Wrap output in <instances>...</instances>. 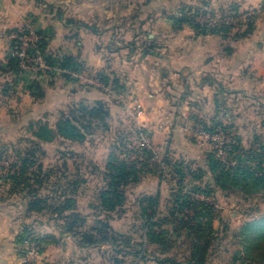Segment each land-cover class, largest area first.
<instances>
[{
  "label": "crops",
  "instance_id": "0c3cea01",
  "mask_svg": "<svg viewBox=\"0 0 264 264\" xmlns=\"http://www.w3.org/2000/svg\"><path fill=\"white\" fill-rule=\"evenodd\" d=\"M262 1L0 0V132L15 128L29 137L30 122L44 120L53 126L68 106L102 101L110 109V120L125 118L148 130L155 147L169 153L178 150L179 140L178 147L189 149L182 137L190 121L223 124V119L250 117V104L264 105V12L254 30L233 43L189 25L178 26L175 19L185 8L222 10L235 5L241 10ZM30 16L36 30L46 33L49 54L69 56L94 73L103 72L109 79L106 90L80 86L56 74L37 79L38 97L28 89L35 80L29 84L8 71V34ZM244 103L248 111L240 106L243 112L233 114L234 106ZM254 116L264 119V111ZM259 127L264 130V121ZM86 142L54 140L39 144V149L59 143L68 145L72 155L74 147ZM179 153L185 162L186 155ZM79 211L86 215L89 207ZM37 216L26 215L24 202L0 203V264H19L15 239L24 225L35 224ZM43 224L46 230L36 235L52 236L57 242L30 264H74L76 257L84 261V252L95 248L79 247L55 222Z\"/></svg>",
  "mask_w": 264,
  "mask_h": 264
},
{
  "label": "rangeland",
  "instance_id": "374dc122",
  "mask_svg": "<svg viewBox=\"0 0 264 264\" xmlns=\"http://www.w3.org/2000/svg\"><path fill=\"white\" fill-rule=\"evenodd\" d=\"M262 3L264 1L260 4ZM194 10H203V8ZM222 10H226V8ZM243 10L245 9H241V11ZM259 20H263V18L258 16L252 31ZM26 21H29L30 24H35V20L31 16L27 17ZM248 26L242 28H238L239 26L228 27L214 34L225 38L227 43H233L240 34L248 30ZM36 31L39 34L40 30ZM81 69H86L94 75L98 73L92 72L86 66ZM47 77H50V75ZM24 79L29 84L36 80L35 77H25ZM67 81L75 83L69 78ZM237 105L234 106L233 114L236 112L242 113L243 110L248 111L246 103ZM240 106L243 107L242 111H239ZM249 110L250 117L244 116L240 118V116H235L231 120L223 119L222 125L225 129L220 130L221 142L218 144H211L199 138L195 134L196 128L198 126L202 128V124L199 120L190 121L191 125L183 133L182 137L187 142L188 145L186 146L189 149L178 147V144H180L179 140H176L175 143L178 150L172 148L169 153H166L162 148L155 147L159 153V160L168 165V168L164 171H161L159 167L150 168L145 162V156L141 155L137 147L138 133L144 129L139 128L135 123L132 124L131 120L129 121L125 118L109 120L110 130L98 131L94 136L88 138L86 145L82 144L74 147V151L71 152L72 155L68 153L71 150L67 149L69 148L67 147L68 145L62 146L59 143L40 148L42 151L36 154V160L42 164L43 170L49 171L51 174L49 182L44 185V189H41V193L44 196H53V200H55L62 191L69 194L70 185L74 180L79 179L78 181H81V184L75 192L76 203L80 210L85 211H87L89 205L96 203L99 189L104 184L102 180L104 162L107 160L112 147L119 143V141H115V137H122L124 133V142L128 144L122 151L124 155L121 157L129 161V154L134 153L135 156L140 158L137 160V164L139 161L143 163V172L139 182L128 185L125 188L128 200L123 212L113 215L110 220L113 230L124 235V238L129 240L130 246L126 247L124 243H121L115 250L107 245L100 246V248H91L89 251L84 252V261L82 260L83 257H76L78 261L76 260L77 262H74V264H158L156 260H169L161 264H190L188 260L192 243L195 239L183 228L180 220L191 222L190 218L193 213L191 210H186L171 216L170 211L174 200L172 192L178 193L180 196L185 194L192 201L203 202L212 208L214 233L204 264H264L253 260L257 250H246L242 237H240V229L244 223L264 217V191L245 195L237 190H221L213 184L210 186L209 182L213 183V178L209 174L207 165L209 155H214L215 159L218 155L223 156L227 164H233L235 160L247 162L250 165L260 162L261 169L264 172V155L259 157L252 155L256 153L258 143L264 146V130L259 127L264 119L253 117L259 110L264 111V105H259V103L255 102L249 105ZM175 122L178 124L180 121L176 119L174 120ZM230 125L233 127L230 128ZM254 129L256 130L254 131ZM145 131L149 132L148 130ZM258 135H261L262 140ZM256 137L259 138L258 141L254 140ZM26 138L28 137L18 132V130L15 132V128L13 130L6 128L3 132H0V203L5 200L15 203L25 202L22 197L26 192L16 195L10 194L9 189L11 187L4 180V177L10 165L16 161V150H23L30 146ZM179 146L182 145L180 144ZM179 151L186 155L184 156L186 157L185 162L181 161ZM62 153L66 156H60ZM216 160L220 162L218 159ZM176 162H182L181 167L183 169L188 166L189 172L194 170V175L199 174V169H202V166L208 173H206V176L196 180L188 174V170L182 169L186 176L183 181L179 182V177L172 168V165ZM210 190L211 192H209ZM156 191L160 194L155 219L167 232L166 237H163L166 241V249L162 245L148 241L139 206V200L142 195H155L157 194ZM198 192L208 193L207 198L209 201L198 199L197 196H200ZM15 208V210H18V206ZM91 212L92 210L89 208L88 214H91ZM16 214L18 216V211H16ZM39 215L36 217L38 219H36L35 224L33 222L28 225V229L35 235L40 230H46L44 222H54L49 211ZM92 224L93 217L89 216L86 226L89 227ZM22 249L23 246L16 244L15 250L17 254ZM18 256L20 257L19 254ZM114 258H117L119 262H115ZM59 264H63V262H59Z\"/></svg>",
  "mask_w": 264,
  "mask_h": 264
},
{
  "label": "trees",
  "instance_id": "16d2710c",
  "mask_svg": "<svg viewBox=\"0 0 264 264\" xmlns=\"http://www.w3.org/2000/svg\"><path fill=\"white\" fill-rule=\"evenodd\" d=\"M231 7L235 11L239 9L235 5ZM192 12V9H181L175 19L176 24L178 26L189 25L201 34H214L218 32L207 31L201 28L199 24L194 22L193 17L195 14H192ZM253 27L250 24L248 30L240 34L238 38L250 34ZM39 35L41 37L39 47L48 66L60 69L74 68L76 70L83 67V65L75 62L69 56L49 54L47 52L46 33L40 31ZM7 68L8 71L18 74L17 59H8ZM49 75L50 77L54 76L53 73ZM61 76L68 80V77L64 74ZM96 76L107 87L109 84L108 77L103 72H98ZM36 80L28 89L33 95L39 97L40 87L38 82L40 80ZM110 118V109L107 104L102 101H96L92 105L80 102L68 106L66 110L59 113V118L53 126H50L44 120L30 122L27 127L30 135L26 138L30 146L23 150H16V161L10 165L4 177V180L11 187L9 189L10 194L16 195L26 192L22 197L25 201L26 215L31 213L41 214L49 211L51 218L58 225L60 233L71 236L76 244L83 248L107 245L115 250L121 243H124L126 247L130 246L129 240L125 239L124 235L113 230L110 220L113 215L123 212L128 200L125 188L128 185L139 182L143 167L137 168L135 162L121 157L124 155L122 151L128 145L124 142V133L122 137H115V141H119V143L112 147L107 156L102 175L104 184L99 189L96 203L89 205V208L92 210L91 214L84 215L77 207L75 196L76 189L80 186L81 181L74 180L70 185L71 189L69 188L70 186L68 187L70 190L69 194L62 191L55 200H53V196H44L41 193V189H44V185L49 182L51 174L49 171L42 169V164L36 160V154L41 151L39 144L51 143L54 140L84 143L98 131L110 130ZM200 123L203 129L209 133H217L225 129L220 122H214L209 125ZM254 140L258 141V138L256 137ZM258 144L256 153L252 154L257 157L264 155V146L260 145V143ZM138 151L142 156H148L146 150L139 148ZM62 155L64 154L62 153ZM125 156L127 157L126 153ZM208 157V171L213 178V185L215 187L221 190H237L245 195L264 191V172L261 169L260 162L250 165L247 162L237 160L236 165L224 168L215 159L214 155H209ZM181 163L176 162L172 165L173 170L179 177V182L183 181L186 176L183 170H188L189 172L188 166H185V169H183ZM188 174L196 180L206 176V172L203 169H199L198 175H194V170H190ZM172 193L174 200L170 211L171 216L186 210H191L193 213L190 218L191 222L180 220L183 228L195 239L192 243L188 262L190 264H204L214 233L212 227V208L203 202L192 201L185 194L180 196L178 193ZM158 203V193L155 195H142L139 200L141 216L144 220L143 227L148 241L162 245L166 249L167 245L163 237H166L167 232L157 222L158 220L156 221L155 219ZM89 216L93 217V224L87 227L86 223ZM240 237H242L246 250H257L253 260L264 263V217L244 223L240 229ZM26 240H29L36 247L38 253H42L47 246L57 242L52 236L32 234L28 229V225H24L20 234L17 235L15 243L22 246ZM24 253L25 250L22 249L18 254L22 256ZM114 259L115 262H119L117 258ZM166 261L169 260H156V263L161 264ZM172 263L174 262L172 261Z\"/></svg>",
  "mask_w": 264,
  "mask_h": 264
},
{
  "label": "built area",
  "instance_id": "2783aa9c",
  "mask_svg": "<svg viewBox=\"0 0 264 264\" xmlns=\"http://www.w3.org/2000/svg\"><path fill=\"white\" fill-rule=\"evenodd\" d=\"M264 12V3L258 4L255 8L241 10H233L231 6L227 7L226 10H212V9H203L198 11H193L194 22L199 24L201 28L206 29L207 31H218L221 32L228 27H247L248 25H255L256 19ZM10 43L8 48L7 59L15 58L18 61L19 73L18 75L25 77H39L48 76L50 73L53 74H64L70 80H73L75 83L84 86L98 88L101 90H106V86L99 81L98 77L94 74H91L90 71L86 69H60L58 67H50L46 64L44 55L41 48L39 47L40 35L37 33L33 23L29 21H24V23L19 26L15 31H13L8 36ZM136 112V110L134 111ZM201 127V126H200ZM196 128V135L208 141L211 144H218L220 140V132L209 133L205 129ZM139 139L137 141L138 149H144L148 152V156L144 158L145 162L150 168H158L161 171H164L168 168V165L159 160L158 150L153 145L149 132L145 130H140L138 133ZM216 156V159L222 162L224 168H229L236 165L237 160L233 164H227L223 156ZM129 161L135 162L137 168L143 165L142 162H138L140 159L138 156H135L134 153L129 154ZM221 159V160H220ZM143 160V161H144ZM160 171V172H161ZM200 196H197L198 199L209 201L207 198V193L198 192ZM23 249L25 253L20 256L18 263L19 264H30L35 256L39 253L36 250V247L29 242V240L24 241Z\"/></svg>",
  "mask_w": 264,
  "mask_h": 264
}]
</instances>
